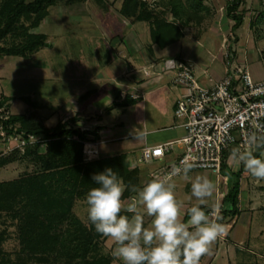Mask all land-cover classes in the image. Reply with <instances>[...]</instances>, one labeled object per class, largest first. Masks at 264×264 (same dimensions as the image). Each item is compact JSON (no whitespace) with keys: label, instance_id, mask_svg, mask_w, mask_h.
Listing matches in <instances>:
<instances>
[{"label":"rangeland","instance_id":"374dc122","mask_svg":"<svg viewBox=\"0 0 264 264\" xmlns=\"http://www.w3.org/2000/svg\"><path fill=\"white\" fill-rule=\"evenodd\" d=\"M97 1L88 0L70 5L64 3L51 5L49 14L39 27V31L47 34L44 46L28 56L0 54V117L9 113H23L31 125L47 126L75 114L76 107L80 104H83L85 109L87 108L85 110L87 114L82 116L86 120L92 117L90 113L94 111L89 110V103H101L104 94L102 91H97L83 102L79 100L78 96L87 89H98L102 83L107 82L106 79L101 77L99 79L98 76L100 73L106 72V67L112 62L109 61L105 49L108 47L110 51H114L113 47L116 46V44L113 45L114 33H120L126 41L131 39L126 30L127 24L113 17L111 13L106 14L102 7V9L98 8ZM107 1L111 2V9L120 2V0ZM163 2L165 0H148V5L163 10L162 8H165L164 5L161 7ZM203 2L212 8L213 15L215 12L221 14L222 6L224 10L226 7V0H203ZM263 5L264 0H240L239 9L244 14L243 22L234 30L231 29L232 35L230 32L226 34L223 46L228 47L222 50L223 53L228 50L235 62H246L255 79L264 78V21L256 24L258 28L255 30L250 24V18L255 11L263 8ZM164 16L171 20L174 19L169 10L164 12ZM224 19L232 26L233 20ZM210 20L200 25L183 27V29L191 34L199 31L202 33L209 29L210 23L208 22ZM134 26L136 30L140 31L142 42H150L147 21H137ZM30 30L38 29L33 27ZM131 34L135 36L133 31ZM211 34L213 33L202 34L201 41L206 49L211 48L207 41V36ZM138 38L134 37L133 41L136 46L133 44L134 49L141 43ZM16 39L17 37L10 34L6 37L5 42L10 44ZM121 42L122 40H119V43ZM0 43L3 42L0 41ZM113 59H116L117 62L122 61V54L116 55ZM158 68L165 71L162 64ZM143 72L156 73L151 71L150 67L144 69L140 67L137 75L145 76ZM168 73L171 74L170 71ZM66 106L74 109H70L66 115H61L60 113L64 112ZM178 118L184 119L183 117ZM20 135L7 133L0 124V155L14 152V159L0 166V180H9L39 169L40 160L36 159L33 154L24 153L26 147L25 143H22L23 137ZM36 143H38L37 150L43 152L46 148L45 141H41L38 136H35L28 144L32 149ZM84 158L86 159L87 156ZM207 170L198 169L195 171L194 178L206 176L211 181L215 179L219 184L220 177L215 172H210L211 170L209 171L211 174H208ZM243 170H245V177L241 181L243 188L248 185L249 188L264 189V179H256L245 168ZM249 195L256 204L260 194L258 195L257 192L249 194L248 191L242 190L241 208L243 210L240 213L238 224L242 226L246 224L247 229L250 228L253 238L255 221L258 219L259 213L255 210L251 214V211L246 208ZM181 196L182 194H180ZM85 198L86 196H77L72 209L87 226H91ZM122 199L126 201L129 197L123 195ZM230 220L231 218L228 217L227 221ZM25 223L26 221L22 219L21 215H14L13 211L6 209V205H0V264H60L55 261L53 254H50L49 261H38L37 255L31 254L30 251L23 248L20 243V234ZM95 238L97 243L93 252H90L92 255L107 256L110 259L109 264H122L111 255V251L115 247L112 241L100 234H95ZM231 246L233 249L236 247L232 243ZM237 251V256H228L220 249L215 256L210 254L211 258L209 255L203 258L202 263L263 264L264 262V257L257 255L258 253L264 254V245L260 248L259 244L252 243V239L249 243L246 241L240 247L237 246ZM42 252L43 250H39L37 254ZM44 253L47 255V252L42 254Z\"/></svg>","mask_w":264,"mask_h":264},{"label":"trees","instance_id":"16d2710c","mask_svg":"<svg viewBox=\"0 0 264 264\" xmlns=\"http://www.w3.org/2000/svg\"><path fill=\"white\" fill-rule=\"evenodd\" d=\"M85 0H0V54L28 56L46 44L47 35L30 29L49 14L50 6L57 3L71 4ZM240 0H226L225 13L233 20L231 29L243 22V11L239 9ZM163 10L152 8L148 0H122L120 12L131 20L142 19L148 22L152 43L164 47L184 35L183 27L206 23L213 17V11L203 0H165ZM170 11L174 19H168L164 12ZM264 21L263 8L254 12L250 24ZM17 37L10 44L5 42L8 35ZM126 94L120 101L122 105L133 98ZM0 124L7 133H22L26 139L25 154H33L40 160L39 169L32 173L9 180H0V205L21 215L26 223L22 226L20 243L38 261H49L53 254L60 264H109L107 256H94L97 243L94 225L87 226L73 211L77 196H86L96 187L92 177L112 168L125 185L141 187L134 170L127 166L125 156L117 154L86 160L83 146L89 129L75 126L73 119L59 120L47 126L31 125L23 113H9L0 117ZM30 135L45 141L43 152L37 150L38 143L30 148ZM40 142V141H37ZM264 149L254 155L260 157ZM14 152L0 155V166L14 159ZM224 175H229V187L223 196L220 219L232 217L238 211L240 172L242 168L231 171L227 162L221 165ZM126 187L124 195L130 197ZM19 203V205H17ZM16 205V206H15ZM206 212L208 209L200 205ZM264 210V205H263ZM130 215V213H122ZM186 216L184 219H186ZM39 250L47 255L37 254Z\"/></svg>","mask_w":264,"mask_h":264},{"label":"crops","instance_id":"0c3cea01","mask_svg":"<svg viewBox=\"0 0 264 264\" xmlns=\"http://www.w3.org/2000/svg\"><path fill=\"white\" fill-rule=\"evenodd\" d=\"M86 1L88 0L81 2ZM121 3L122 0H120L119 4L115 5L112 9L111 2L107 0H98L96 4H98V8L102 7L105 9L106 14L111 13L113 17L126 23V30L130 34L131 39L126 41L123 35L117 32L114 33L113 36L115 39L113 45L116 44L115 47L112 45L114 51H110L108 47L105 49L109 61L111 60L112 62L106 67L107 71H101L102 73L98 76L99 79L101 77L106 79L107 82L102 83L101 87L98 89H87L78 96L79 100L83 102L85 99L91 97L93 93L102 91L104 94L103 101L101 103L97 102L96 104L89 103V110L94 112L90 113L92 117L88 120L82 116L87 114L85 111L87 108L85 109L83 104L76 107L75 114L61 120L73 119L75 126H78L81 129L86 128L90 130L87 134L88 139L84 141L83 146V153L84 149L90 150L87 153L86 159L123 154L128 168L136 172L138 182L142 187L146 181L152 179L150 173L156 168L174 161L182 151L183 146L180 143H176L173 150L166 151L161 158H156L150 161L144 160L141 157L142 148L147 145L176 139L186 134L185 127L181 125L183 120L178 118L174 112L176 98L182 91V88L171 81V76L167 71H161L158 67L160 64L163 65L165 58H185L194 62L195 71L199 76L204 77L209 73L214 78L221 77L225 71L222 43L224 36H226L228 32H231V25L224 19H229V17H227L222 6L223 12L221 14L215 12L216 15L214 14L208 22L210 24L213 22V24H209L208 30L202 31V33L199 31L193 34L184 32V35L176 41L165 45L164 47H160L152 43L151 37L150 42H142L140 31L136 30L134 24L137 21L145 20H131L124 16L119 10ZM45 18L39 23V25L34 27L38 29L35 30L36 32H42L39 31V27ZM132 31L137 38L139 36L138 39L141 41L136 49H134L136 47L135 42L133 41L135 36H132ZM206 32L213 33L210 36H207V41H209L211 47L209 49H206L201 41L203 38L202 34ZM43 33L46 34L45 32ZM119 40H122V42L119 43ZM133 44L135 47H133ZM121 54L122 61L117 62L116 59H113L116 55ZM140 67L143 69L150 67V70L156 73L150 74V72H143L145 76H138L137 72ZM126 94L129 95V98H133V100L122 105L120 101ZM70 109L74 108L66 106L64 112L62 111L60 114L66 115ZM228 166L231 171H236L242 168L239 176L240 191L238 211L235 215L229 217L231 218L230 221H227L228 216L221 221H218L228 226V232L225 236L218 238V240L212 245V256H215L220 249L223 253L228 254V256H237V246L240 247V245H243L246 241L249 243L251 239L252 243L256 245L259 244L260 248L264 245V189L249 188L247 187L248 185L246 188H243L241 183L243 177H245L243 164L237 165L231 159ZM198 169L203 168L192 169L187 177H184L183 173H181L172 178V182L175 184L174 191L176 197L178 201L183 203L181 216L184 221H187L188 219V217L184 219L187 209L200 203L192 195L191 191V184L195 179V171H198ZM209 171L210 170H207L208 174L213 172ZM224 176L225 179L220 178L219 184H217L215 179L212 180L215 185L213 196L207 198L206 202L201 204L208 209V212L216 206L221 209L223 196L229 187L230 177L229 175ZM243 189L248 191L249 194L256 192L258 195L260 194L256 204L250 195L247 197L248 204L246 208L251 211V214H253V211L255 210L259 213L258 219L255 221L256 227H254L255 233L253 238L251 237L250 228L248 230L246 224H243V226L238 224L240 213L243 210V208H241V192ZM180 194H182L181 197ZM126 201H128V199H126ZM138 210L144 214L145 226H149L152 218L146 215L142 207ZM131 215L132 213H130L129 216ZM221 241L222 244H220ZM231 243L236 245L234 249L232 248ZM250 251L252 250L250 249ZM257 255L264 257L263 253H258ZM207 256L208 255H205L201 258L200 264H204L202 263V259ZM244 263L245 262H240L239 264Z\"/></svg>","mask_w":264,"mask_h":264},{"label":"clouds","instance_id":"9594fccd","mask_svg":"<svg viewBox=\"0 0 264 264\" xmlns=\"http://www.w3.org/2000/svg\"><path fill=\"white\" fill-rule=\"evenodd\" d=\"M258 149H264V133L252 132L245 148L233 149L230 159L243 164L254 178L264 179V151L257 157ZM181 165L166 176H153L142 187L126 186L112 168L93 175L97 186L85 198L88 220L98 234L113 242L111 255L122 264H200L218 238L227 234L228 226L218 222L219 208L209 214L200 206L215 190L206 176L192 181V195L200 203L187 209V221L182 219L183 203L176 197L172 178L181 173L187 177L194 165L186 161ZM126 187L135 194L127 202L122 199ZM140 207L152 218L147 227Z\"/></svg>","mask_w":264,"mask_h":264},{"label":"built area","instance_id":"2783aa9c","mask_svg":"<svg viewBox=\"0 0 264 264\" xmlns=\"http://www.w3.org/2000/svg\"><path fill=\"white\" fill-rule=\"evenodd\" d=\"M225 40L226 36L222 45ZM227 47L223 46V49ZM223 58L225 71L219 78L209 73L199 76L192 60L164 59L163 69L170 71L171 81L182 88L174 112L184 118L181 125L186 134L142 148L141 157L150 161L173 150L176 143L183 146L174 161L150 173L152 178L166 176L174 166L182 167L181 162L186 161L194 165L192 169H209L225 179L221 165L224 161L230 164L231 151L235 148L242 151L250 133H264V78L255 79L248 64L235 62L228 50L224 51ZM34 137L30 135L29 141ZM25 142L23 137L22 143ZM87 153L84 149L85 156Z\"/></svg>","mask_w":264,"mask_h":264}]
</instances>
